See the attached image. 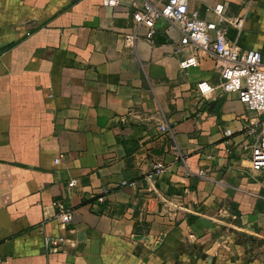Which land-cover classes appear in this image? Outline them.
<instances>
[{"label":"crops","instance_id":"0c3cea01","mask_svg":"<svg viewBox=\"0 0 264 264\" xmlns=\"http://www.w3.org/2000/svg\"><path fill=\"white\" fill-rule=\"evenodd\" d=\"M141 2L0 0L2 264H264V170L249 166L260 116L167 21L148 41ZM245 2L188 6L215 20L216 3L241 14ZM226 31L264 53V0Z\"/></svg>","mask_w":264,"mask_h":264},{"label":"built area","instance_id":"2783aa9c","mask_svg":"<svg viewBox=\"0 0 264 264\" xmlns=\"http://www.w3.org/2000/svg\"><path fill=\"white\" fill-rule=\"evenodd\" d=\"M120 0H102L105 5H116ZM252 0H246L245 10L241 14H230L225 11L223 3H216L212 11L215 20L202 17L198 11L189 9L188 0H142L140 7L132 12L136 27L145 28L144 37L152 42L159 28L160 20L167 21L164 28L169 34L171 28L179 33L178 42L182 46L199 49L221 61L220 91L237 92L239 100L245 107L259 116V137L249 145V166L254 171L264 170V53L257 49H240L236 41L227 35V26L240 30L246 19ZM135 35V33H134ZM196 56L190 54L179 61L182 68L196 64ZM200 93L204 94L214 87L202 81L197 84ZM163 129L164 126H161ZM178 155H181L174 146ZM165 171V165L158 160L153 163L146 179L154 181ZM133 185L134 181H122ZM74 180L68 182L71 187ZM57 214L61 223L70 221L71 212L61 203H57ZM191 235H189L190 237ZM61 238H44L45 246L56 249ZM0 264H2L0 259Z\"/></svg>","mask_w":264,"mask_h":264},{"label":"water","instance_id":"95a60500","mask_svg":"<svg viewBox=\"0 0 264 264\" xmlns=\"http://www.w3.org/2000/svg\"><path fill=\"white\" fill-rule=\"evenodd\" d=\"M211 104V103H210Z\"/></svg>","mask_w":264,"mask_h":264}]
</instances>
